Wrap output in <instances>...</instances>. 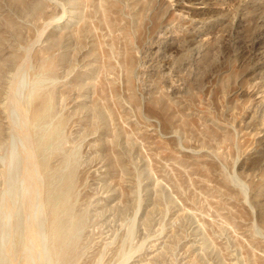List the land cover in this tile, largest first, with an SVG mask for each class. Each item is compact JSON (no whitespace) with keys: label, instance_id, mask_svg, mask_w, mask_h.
Segmentation results:
<instances>
[{"label":"rangeland","instance_id":"374dc122","mask_svg":"<svg viewBox=\"0 0 264 264\" xmlns=\"http://www.w3.org/2000/svg\"><path fill=\"white\" fill-rule=\"evenodd\" d=\"M0 257L264 264V0H0Z\"/></svg>","mask_w":264,"mask_h":264},{"label":"bare ground","instance_id":"6f19581e","mask_svg":"<svg viewBox=\"0 0 264 264\" xmlns=\"http://www.w3.org/2000/svg\"><path fill=\"white\" fill-rule=\"evenodd\" d=\"M25 177H26V176H25ZM52 197H53V195H52ZM21 199H23V198H21ZM7 200H8V199H7ZM50 201H51V200H50ZM48 203H50V202H48ZM58 208H59V206H58ZM58 208H57V209H58ZM59 209H60V208H59ZM31 210H32V209H31ZM38 223H39V222H38ZM38 226H39V225H38ZM16 233H17V232H16ZM26 234H27V232H26ZM67 237H68V236H67ZM28 238H29V237H28ZM39 239H40V238H39ZM41 243H42V242H41ZM40 245H41V244H40ZM41 247H42V246H41ZM30 250H31V249H30ZM42 251H43V250H42ZM3 259H4V257H2V258L0 257V264H3V263H4V260H3ZM37 259H38V258H37ZM37 261H38V260H37ZM28 263H29V262H28ZM38 263H39V262H38ZM38 263H37V264H38Z\"/></svg>","mask_w":264,"mask_h":264}]
</instances>
